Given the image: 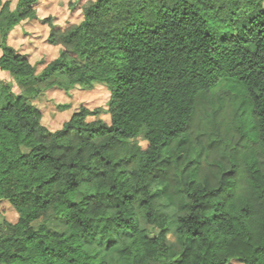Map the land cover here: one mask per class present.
Returning a JSON list of instances; mask_svg holds the SVG:
<instances>
[{
    "label": "trees",
    "instance_id": "16d2710c",
    "mask_svg": "<svg viewBox=\"0 0 264 264\" xmlns=\"http://www.w3.org/2000/svg\"><path fill=\"white\" fill-rule=\"evenodd\" d=\"M40 1L0 0V70L34 86L28 97L7 88L0 107V203L17 214L0 220V264H264V0H95L68 28L43 20L60 50L33 63L10 35ZM224 80L247 90L243 141L213 140L207 166L193 165V126ZM97 84L107 108L82 105L55 130L31 104ZM171 174L186 199L177 260L154 204ZM49 210L65 232L50 231Z\"/></svg>",
    "mask_w": 264,
    "mask_h": 264
},
{
    "label": "rangeland",
    "instance_id": "374dc122",
    "mask_svg": "<svg viewBox=\"0 0 264 264\" xmlns=\"http://www.w3.org/2000/svg\"><path fill=\"white\" fill-rule=\"evenodd\" d=\"M3 2L7 0H2ZM11 7L15 8L18 0H10ZM95 0H41L37 5L38 19L25 21L17 26L10 35V43L21 52L27 53L33 63L40 60H52L59 54L60 47H54L47 43L50 27L43 21L47 17L53 18V23L61 28H68L83 20V10ZM1 45V40H0ZM1 56V51H0ZM44 64L40 65L41 71ZM10 89L15 95L28 97L32 92L33 85H20L0 70V107L5 105L6 89ZM247 93L244 86L237 82L224 80L214 88L201 107L192 129L193 143L188 152V159L193 165L207 166L210 157V145H226L232 149L242 142L243 128L238 121L239 101ZM109 91L101 84H97L93 90L86 91L74 88L69 92L54 88L44 92V95L31 104L36 106L43 114V123L51 130L58 129L67 121L80 106L90 109L97 107L107 108ZM243 121L254 128L253 118L249 112L243 114ZM108 120V115H103ZM242 128V131L240 130ZM249 127L245 126V130ZM145 131L134 142H142ZM242 139V140H241ZM253 145L257 143L256 135L251 137ZM214 145V146H215ZM186 201L182 193L179 176L171 174L165 184L155 193L154 204L161 215L166 216L169 224L167 243L170 247V260H177L180 255V247L175 232L177 219L180 215L178 206ZM48 227L53 234L66 231L65 220L58 219L51 210L45 214ZM6 219L10 222L17 220L15 210L6 202L0 203V220ZM232 264H238L236 262Z\"/></svg>",
    "mask_w": 264,
    "mask_h": 264
}]
</instances>
